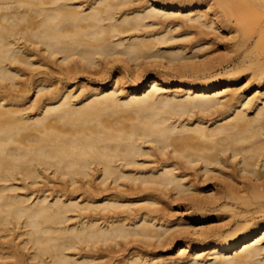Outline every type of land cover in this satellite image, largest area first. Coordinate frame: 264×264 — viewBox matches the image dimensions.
<instances>
[{"label": "bare ground", "instance_id": "bare-ground-1", "mask_svg": "<svg viewBox=\"0 0 264 264\" xmlns=\"http://www.w3.org/2000/svg\"><path fill=\"white\" fill-rule=\"evenodd\" d=\"M204 1L0 0V238L16 229L15 243L0 241V264H100L131 241L176 238V255L156 260L132 244L111 264H264V61L250 62L255 89L241 93L230 87L250 69L244 56L212 70L200 53L209 40L187 53L174 43L188 23L237 48L263 47L264 0ZM47 60L68 73L153 62L161 74L131 76L126 91L109 77L76 95L19 83L24 67ZM190 168L224 175V189L195 187ZM53 176L62 184L49 189ZM154 191L188 200L190 222L166 220ZM217 209L232 219L212 232L201 220Z\"/></svg>", "mask_w": 264, "mask_h": 264}, {"label": "rangeland", "instance_id": "rangeland-1", "mask_svg": "<svg viewBox=\"0 0 264 264\" xmlns=\"http://www.w3.org/2000/svg\"><path fill=\"white\" fill-rule=\"evenodd\" d=\"M208 2H209V0H207ZM206 0L204 1V3L202 4V6L203 5H205V2H207ZM211 1V0H210ZM210 3V2H209ZM242 15V14H241ZM243 16V15H242ZM186 24V23H185ZM185 24H183V25H185ZM188 24V23H187ZM187 24H186V26L183 28V26L182 25H179L180 26V28H179V30L180 31H178V26H177V28H175V31L178 33V32H180V33H178V36H177V38H176V41L174 42V43H176V44H185L184 45V47H186L185 48V52L187 53V51L189 50V47H191V46H193V45H195V44H199L200 42H201V40L203 39V42H201L200 44H203L204 43V40L205 41H210L211 39H214V40H211L210 42L208 41V43H212V44H214V45H205V46H203V48L200 50V53L201 54H205V56H203L202 58H204V57H206V60L208 59V61H210V64H209V67H211V69L213 70V69H216V68H220L221 66H224L227 62H229V60H231V58H242L243 56H244V59L246 60V62H247V64L248 65H250V69H243V70H240L237 74H236V76H240L239 77V79L236 81V82H232V85H231V89L232 90H234V91H237V92H241V93H246V92H252L254 89H255V86H254V84H255V82H257V79H256V74L254 73L253 74V72H252V70H255V69H257L255 66H254V64L252 65V64H250V62H252V60H256L257 58H259L260 59V61H264V46L263 47H258V48H248V49H246L245 47H240V48H237L234 44H233V42H234V38L232 39V36H230L229 35V38H228V36H224V35H220V34H218V35H214V32H212L211 30H208L210 33H207V31H205L204 30V32L203 33H207V35H203V33L202 34H200V31H201V29L202 28H199L198 29V27H193L192 25H190L189 24V26H187ZM253 26H255V23H251ZM182 26V27H181ZM155 27H157V26H155ZM154 27V28H155ZM186 27H188V28H186ZM229 27V25H227V28ZM232 27H234L233 26V24H231L230 25V27L229 28H232ZM185 29H187V30H185ZM190 31H189V30ZM205 29V28H204ZM187 31L189 34H187V32L185 33V32ZM203 31V30H202ZM182 32V33H181ZM212 32V33H211ZM183 33H185L184 35H186V36H182V34ZM189 35V36H188ZM202 37H204V38H202ZM215 37V38H214ZM231 38V39H230ZM200 39V41H198V43H197V41H195V40H199ZM214 41V42H213ZM182 42V43H181ZM192 42V43H191ZM173 43V42H172ZM187 43V44H186ZM190 46H189V45ZM191 44H193V45H191ZM182 46V45H181ZM188 46V47H187ZM207 46V47H206ZM183 47V48H184ZM188 48V49H187ZM248 52V53H247ZM247 53V54H246ZM36 54H38V53H36ZM247 55V56H246ZM36 56V55H35ZM35 56H34V58H35ZM36 57H39V54L36 56ZM35 59H42V57L41 58H35ZM204 60H205V58H204ZM205 60V61H206ZM42 61V60H41ZM49 61V62H48ZM164 61V60H163ZM53 63V61L51 60H47V64H45V66H43V68L41 67V66H38V64H35L34 66H30L29 68L28 67H24V70H26V71H24V75H22L23 77H20L19 78V80H21L19 83L21 84V82H22V84H23V82H24V84H30L31 82H34L35 80L36 81H39V80H42L41 82H50V84H51V87L53 88L52 90H54V88H56V89H58V88H63V86H67V85H70V86H72V87H70V89H72L73 88V90L75 91H72V92H74V94L75 93H78L79 91H80V89H79V87H80V85L82 84L83 86H84V88L85 87H87V86H90V85H94V84H101V83H103V82H105V81H107V80H109L110 78L111 79H115V77H118L116 80L118 81V85L120 86V87H122V89H128V86H126V85H128V81L130 82V80L132 79V78H130L131 76L133 77L134 76V78H135V76H137V75H139L140 77L141 76H143V77H148V76H150V75H153V74H161V69L159 68H154L155 67V65H153V62H151L152 64L150 65V64H148V63H145V64H143V65H145V66H141V71L138 69V71H140L139 72V74H138V71L136 70V71H134L135 70V68H133V67H131L132 69L130 70V65H124L125 66V68H121V66H122V64H120L119 62H115L114 64H108V66H107V64L105 65V66H107V68L105 67V71L104 72H100L99 71V73L98 72H96V70H94V69H92V70H90V71H82V70H80L79 72L78 71H76V72H64V71H61V70H58L57 68L58 67H56V65H54V64H52ZM252 63H254V62H252ZM148 64V66H146ZM72 64H69V66H71ZM132 65V64H131ZM153 65V66H152ZM211 65V66H210ZM127 67V68H126ZM62 68H64V66L62 67ZM124 69L125 70H127V71H124ZM155 70H157V71H155ZM211 70V71H212ZM95 71V72H94ZM120 71H123L124 72V74H126L125 75V80H127V79H129V80H127V83H122L121 81H119V79H120V77H119V73H120ZM89 72H92V73H89ZM94 72V73H93ZM106 72V73H105ZM108 72V73H107ZM151 72H153V73H151ZM48 73V74H47ZM96 73V74H95ZM46 74H47V76H46ZM107 74H111L110 76L108 75L107 76ZM143 74V75H142ZM116 75V76H115ZM45 76L47 77V78H45ZM106 76H107V79H106ZM138 76V77H139ZM105 77V78H104ZM110 77V78H109ZM128 77V78H127ZM137 77V78H138ZM171 77H172V79L173 80H176V79H179L178 78V76H176L175 77V79L173 78L174 76H172L171 75ZM39 78H41V79H39ZM42 78H44V80L42 79ZM100 80H102L103 82H101L100 83ZM115 80V81H116ZM121 80V79H120ZM99 81V82H98ZM68 82V83H67ZM72 84V85H71ZM61 86V87H60ZM78 86V87H77ZM179 86V85H178ZM178 86H177V84H175V83H172L171 85H169V86H167V88L169 89V90H174L175 88H177L178 89ZM58 87V88H57ZM29 88H30V85H29ZM55 89V90H56ZM79 89V90H78ZM123 90V91H124ZM125 90V91H126ZM263 89H261V91H262ZM29 94L31 95H28L29 97H31V98H34L35 97V94L33 93V90L32 89H30L29 90ZM76 95V94H75ZM27 101H28V99H27ZM27 101H25V102H27ZM27 106V105H26ZM145 164H150V163H145ZM192 169H193V171H192ZM194 169L195 168H190V169H188V171L186 172L187 173V175H189V176H187V178H186V180H188V178H189V180L188 181H193V182H191L190 181V183L192 184V185H194L195 187H197V188H206L207 187V189H209V190H211V188L213 189V188H217L218 190L220 189V191L221 190H223L224 189V187H222V184H223V182H224V180L223 179H225V177L223 178V176H219V174H216V176L215 175H207V176H204V175H202L201 174V172L199 173V171L198 172H194ZM201 174V175H200ZM221 175V174H220ZM51 176V175H50ZM218 176H219V178H218ZM205 177H207V179L205 178ZM221 178V179H220ZM57 178H56V176L54 177H50V181L49 182H51V183H48V184H51V186L50 185H48V186H50L49 187V189H53V188H55V187H58V186H56V184L58 185L59 184V182L61 183L62 181H60V180H56ZM230 178H228V180H229ZM231 179H234L233 178V176L231 177ZM230 179V180H231ZM236 179V178H235ZM238 179V178H237ZM237 179L235 180L236 182H238L237 181ZM54 180V181H53ZM222 180H223V182H222ZM239 180H241V179H239ZM57 181V182H56ZM226 181H227V179H226ZM225 181V182H226ZM234 180H232V181H230V182H233ZM196 182V183H195ZM125 183V182H124ZM194 183V184H193ZM54 184V186L52 187V185ZM62 184V183H61ZM61 184L59 185V186H61ZM126 184L129 186V181H126V183H125V185L124 186H126ZM196 184V185H195ZM214 184V185H213ZM132 185V188H136V187H134V186H136V185H133V184H131ZM199 185V186H198ZM109 186H111V185H109ZM201 186V187H200ZM215 186H218V187H215ZM95 187V186H94ZM99 187H101V186H99ZM102 187H103V185H102ZM108 187V186H107ZM129 187H131V186H129ZM209 187V188H208ZM220 187V188H219ZM91 188H93V187H91ZM105 188H106V186H105ZM126 188V187H125ZM222 188V189H221ZM100 189V188H99ZM104 189V188H103ZM106 189H109V187L108 188H106ZM121 189L123 190L124 188H122L121 187ZM216 189V190H217ZM92 190V189H91ZM94 190V189H93ZM102 190V189H101ZM124 190H127V188L126 189H124ZM106 191V190H105ZM134 191H135V189H134ZM102 191H100V193H101ZM103 194H105V193H107V192H105L104 193V191L102 192ZM101 193V194H102ZM158 193H159V191H157V193H156V191H154V197H156V195H157V197H160V198H157L158 200H159V205H157V206H159V207H161L162 209H163V211H164V213L167 215L168 214V216H166L163 212H161V215H163V216H165V219L167 220H172L173 222H179V223H183V222H190V219L189 218H191V217H193V215L195 214V212L193 211V210H191L192 208L189 206V201L188 200H185V198L183 199H177V197H175V195L174 196H172L173 195V193L171 192V191H164V194H163V191L161 192L160 191V195L158 196ZM170 193V194H169ZM202 193H205V191H203ZM207 193V192H206ZM162 194V195H161ZM201 194V193H200ZM133 195H135V196H133ZM132 195V197L134 198H132L131 197V195L130 196H128V198H130V199H132V200H136V198L138 199L139 197H137L138 195H136V194H133ZM140 195V194H139ZM202 195V194H201ZM136 197V198H135ZM171 197V198H170ZM176 198V199H175ZM161 199H162V201H161ZM139 202V201H138ZM137 202V203H138ZM136 203V207L135 208H139L138 207V204ZM140 204H142V202H139ZM157 206H155L154 208L155 209H157ZM159 207H158V209H159ZM134 208V209H135ZM153 208V207H152ZM160 208V210H162ZM159 210V211H160ZM167 212V213H166ZM192 212V213H191ZM208 212V213H207ZM206 212V214H207V219L206 218H204L203 220H201V224L202 225H204L203 227L206 229V228H212L210 231H212L213 232V229H215V228H219V230H220V228H221V230L222 229H226V222H229L231 219L229 218V216H231L230 214H229V211H222V210H219V209H217V210H212V211H207ZM159 213V215H160V212H158ZM158 213H156V215L158 214ZM163 213V214H162ZM194 213V214H193ZM190 215H192V216H190ZM228 215V216H227ZM257 215H260V214H257ZM170 216V217H169ZM189 217V218H188ZM182 218V219H181ZM259 218H261V216H259L258 217V219ZM178 219H180L179 221H178ZM188 219V220H187ZM177 220V221H176ZM185 220H187V221H185ZM222 223H224V224H222ZM225 226V227H221V226ZM185 227H187L188 229H191V227H189V226H185ZM16 229H14V231H12L11 233H9V234H11L10 236L9 235H7L6 237H3V238H0V241H2V240H4L5 242L6 241H8V242H6V244L8 245L9 244V241L11 240V241H13L14 243H15V239H13V238H16V231H15ZM215 232H217L218 231V229L217 230H214ZM15 232V233H14ZM13 233H14V237H12L13 236ZM9 236V237H8ZM179 236V234L176 236V237H178ZM189 237H191V235L189 236ZM193 237V236H192ZM18 239L16 240V244L15 245H18L19 244V239H21V237H17ZM181 238V237H180ZM6 239V240H5ZM179 239V238H178ZM13 242H10L11 244L13 243ZM17 242H18V244H17ZM132 242V241H131ZM131 242H129L128 244H129V246H128V244H127V246H128V250L127 251H124V252H122V251H116L115 250V253L117 254V257H121V255H125V252H131V250H137V249H139L143 244L144 245H146V244H148L147 242H146V244L145 243H143V242H140V241H136V243H131ZM138 242V243H137ZM177 242L179 243L180 241L179 240H177V238L175 239V241L173 242V243H170L169 244V242H167L166 243V245L167 246H165L163 243H159L160 244V246H156V248L154 247V245L153 244H156V243H154L153 241L152 242H149V243H153L151 246H150V244H149V246L147 247H145L144 245L142 246V251H146V249H148V251H146L149 255H153V253H154V255H156L157 256V259L156 260H159L160 259V256H161V259H165L166 257L168 258L170 255H176L177 254V251H176V247L178 246V244H177ZM131 243V244H130ZM140 243H141V245H140ZM143 243V244H142ZM10 244V245H11ZM137 245L138 246V248L137 249H133V247H135V246H133V245ZM174 244V245H173ZM156 245H158V243L156 244ZM168 245H170V246H168ZM140 246V247H139ZM18 247V251L19 252H21L23 255H25V252H23L25 249H20V246H17ZM143 247H145V248H143ZM116 249V248H115ZM150 250H151V252H150ZM100 252H101V254H102V252L104 251V250H99ZM97 252V254L98 253H100V252ZM176 252V253H175ZM109 253V252H108ZM107 252H105L104 251V257L102 258L103 260H100L99 259V262H100V264H103V263H105V264H111V259H113V257L116 255L115 253H111L112 255H114V256H112L111 254L109 255ZM124 253V254H123ZM96 254V253H95ZM106 254H108V256L106 255ZM109 256H110V258H109ZM112 256V257H111ZM25 258V257H24ZM159 258V259H158ZM109 259V260H108ZM97 262H96V264H99L98 263V259L96 260ZM109 261V263H107ZM25 263H28V261L27 262H25ZM29 263H31V261L29 262ZM113 264V263H112Z\"/></svg>", "mask_w": 264, "mask_h": 264}]
</instances>
